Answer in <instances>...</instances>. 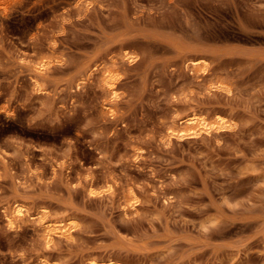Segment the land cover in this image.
Instances as JSON below:
<instances>
[{"label":"rangeland","instance_id":"1","mask_svg":"<svg viewBox=\"0 0 264 264\" xmlns=\"http://www.w3.org/2000/svg\"><path fill=\"white\" fill-rule=\"evenodd\" d=\"M95 66L118 79L113 118ZM191 111L232 124L168 140ZM15 200L73 220L72 237L9 228ZM90 257L264 264V0H0V264Z\"/></svg>","mask_w":264,"mask_h":264},{"label":"bare ground","instance_id":"2","mask_svg":"<svg viewBox=\"0 0 264 264\" xmlns=\"http://www.w3.org/2000/svg\"><path fill=\"white\" fill-rule=\"evenodd\" d=\"M90 3V2H89ZM84 7H88V2L84 4ZM132 55L126 53V51L122 54V58L129 63L133 62ZM25 62L26 60H21ZM40 61V62H39ZM33 64V71L38 75L42 76L46 73L49 64L53 62L50 58L42 59ZM42 61V62H41ZM114 61V60H113ZM112 66H116L115 63H112ZM185 68L190 69L193 75H206L208 71L206 70L205 65L201 67L200 60H189L184 64ZM93 71H99L100 77L102 78L104 89L106 93L109 95V104L104 105V111L106 112L109 118H113L115 116V104L117 100L120 98L116 89L117 77H115L112 69L93 67L89 71V75ZM39 80V79H38ZM37 79H33L35 87L40 89V82ZM211 88H216L217 90H224L226 92L229 89L221 83H215L210 85ZM230 124H232V120L228 119L219 114H214L212 117H207L202 114H198L194 111H191L185 118L177 119L173 121L172 125H170L166 132V137L168 140L171 138H180L185 136L196 137L200 134H211L213 132H218L221 129H225ZM3 158V157H2ZM4 161V158L1 159ZM63 165L61 163H57L52 167L53 175H56L58 171L63 169ZM88 184L87 192L89 195H94L95 189L93 188V181L88 179L86 181ZM107 189L112 190L113 186L111 184H107ZM138 204V196L133 190H129L125 196L124 203L121 205V211L123 215L128 216L133 211L136 210V205ZM6 223L9 228H14L17 223L25 222L26 220H30L36 222L42 231L43 240L50 244L54 238L63 237L69 239L72 237V230L75 227V223L73 220L69 218H62L52 216L49 210L45 208H39L35 214H31L29 208L24 202L15 200L12 202L11 206L8 209V212L5 216ZM38 264H51L44 258H41ZM88 264H120L112 258H107L106 260H97L94 257H90L88 259Z\"/></svg>","mask_w":264,"mask_h":264}]
</instances>
